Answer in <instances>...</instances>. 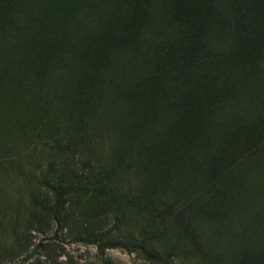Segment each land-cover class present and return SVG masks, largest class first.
Segmentation results:
<instances>
[{"label": "rangeland", "instance_id": "374dc122", "mask_svg": "<svg viewBox=\"0 0 264 264\" xmlns=\"http://www.w3.org/2000/svg\"><path fill=\"white\" fill-rule=\"evenodd\" d=\"M139 247L264 264V0H0V264Z\"/></svg>", "mask_w": 264, "mask_h": 264}, {"label": "trees", "instance_id": "16d2710c", "mask_svg": "<svg viewBox=\"0 0 264 264\" xmlns=\"http://www.w3.org/2000/svg\"><path fill=\"white\" fill-rule=\"evenodd\" d=\"M60 210V205H56L55 209H54V213H58ZM93 236V237H92ZM76 241L78 242H84V243H96L98 242L99 238L98 237H94V235H86V236H83V235H78L77 237H74ZM112 245H116L117 241H111ZM119 245V243H118ZM117 246V245H116ZM38 248V246H36ZM139 249L146 254L147 256V259L149 260H157V261H160L161 264H171L170 260L167 259V260H163L161 259L160 257H158V255L154 254L153 252L149 253L148 251H146L145 249H143V247H139ZM157 256V257H156ZM240 258H241V255H240Z\"/></svg>", "mask_w": 264, "mask_h": 264}]
</instances>
